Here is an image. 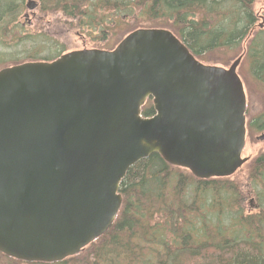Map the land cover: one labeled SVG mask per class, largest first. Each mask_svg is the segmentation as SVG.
I'll use <instances>...</instances> for the list:
<instances>
[{"label":"water","instance_id":"1","mask_svg":"<svg viewBox=\"0 0 264 264\" xmlns=\"http://www.w3.org/2000/svg\"><path fill=\"white\" fill-rule=\"evenodd\" d=\"M242 55L204 63L171 30L139 27L113 49L1 67L0 253L78 254L111 227L122 179L152 153L199 179L233 175L248 160Z\"/></svg>","mask_w":264,"mask_h":264},{"label":"trees","instance_id":"2","mask_svg":"<svg viewBox=\"0 0 264 264\" xmlns=\"http://www.w3.org/2000/svg\"><path fill=\"white\" fill-rule=\"evenodd\" d=\"M255 1L40 0L38 6L44 12L60 11L72 26L88 25L101 32L107 12L131 15L139 9V16L149 22L139 27L171 30L206 62L216 51H239L252 33L246 59L264 92V29L253 31ZM27 3L0 0V68L9 62L50 61L66 49L62 44L42 55L36 47L28 48L50 38L29 33L20 23ZM114 23L112 19L110 25ZM141 113L154 114L150 98ZM249 127L264 131V109ZM248 174L244 193L234 182L196 178L152 153L129 167L122 179V202L111 227L78 254L52 263H27L0 253V264H264V149L250 162ZM249 195L257 203L253 213H246L243 205Z\"/></svg>","mask_w":264,"mask_h":264},{"label":"rangeland","instance_id":"3","mask_svg":"<svg viewBox=\"0 0 264 264\" xmlns=\"http://www.w3.org/2000/svg\"><path fill=\"white\" fill-rule=\"evenodd\" d=\"M29 2H33L35 7L32 10L26 8L20 16L19 21L25 29L29 30V33H36L37 35L43 34V36L50 38L44 41L39 39L37 44H30L28 47L31 49L36 47L35 49H38L37 52H40L42 55L47 54V52L50 53L54 49H58L59 45L62 44L64 48H66V51L84 48L109 49L116 46L121 38L127 34L129 29L149 25V22L139 16V14H141L139 9L135 10L131 15L128 13L119 14V11L107 12V10V21H105L106 29L104 32H101L100 28L93 29L88 25L72 26L70 20L63 17L60 11L56 13L41 11L38 6L40 0H28V3ZM253 11L257 17L253 31L259 28L264 29V0H256L253 4ZM112 19H115L116 23L110 25ZM260 24L262 27L259 26ZM251 36L252 33H250L241 44L239 51H216L213 56H211V54L208 55L206 58L210 59L208 62L201 60L208 64H211V60H214L215 62H220L219 65L228 66L235 58L243 54L237 71L243 81L246 93L245 112L247 122L259 115L261 110L264 109L263 89H261L260 83L251 76L248 60L246 59L247 44ZM6 64L9 65L13 63L9 62ZM260 134L261 132L250 134L247 131L246 143L242 152V157L248 158L247 162L233 175L229 177H220L234 182L240 186L241 191L244 193L249 189L248 166L253 158L264 149V141L256 139V136ZM251 197L252 196L249 195L243 204L246 208V213H253L256 210V208L250 206Z\"/></svg>","mask_w":264,"mask_h":264},{"label":"flooded vegetation","instance_id":"4","mask_svg":"<svg viewBox=\"0 0 264 264\" xmlns=\"http://www.w3.org/2000/svg\"><path fill=\"white\" fill-rule=\"evenodd\" d=\"M71 22V21H70ZM119 43V42H118ZM117 43V44H118ZM116 44V45H117ZM115 47V46H114ZM114 47H111V48H109V49H113ZM64 52H66V50L64 51ZM64 52H62V53H64ZM61 53V54H62ZM60 54V55H61ZM245 117H246V112H245ZM255 118V117H254ZM253 119V118H252ZM251 119V120H252ZM251 120H248V122L246 121V137H247V131H248V133H250V134H253V133H256V132H261V134L260 135H257L256 136V139L257 140H263L264 141V138H259L260 136H262V135H264V131L263 130H261V131H251V129H250V127H249V124H250V122H251ZM247 162V161H246ZM245 162V163H246ZM250 206L252 207V208H256V206H257V203L255 202V200H254V198H252L251 197V199H250Z\"/></svg>","mask_w":264,"mask_h":264}]
</instances>
